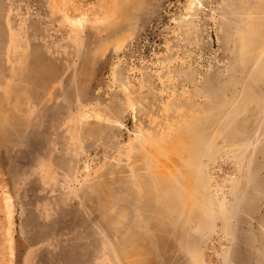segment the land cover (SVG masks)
<instances>
[{
  "label": "rangeland",
  "instance_id": "rangeland-1",
  "mask_svg": "<svg viewBox=\"0 0 264 264\" xmlns=\"http://www.w3.org/2000/svg\"><path fill=\"white\" fill-rule=\"evenodd\" d=\"M0 264H264V0H0Z\"/></svg>",
  "mask_w": 264,
  "mask_h": 264
}]
</instances>
